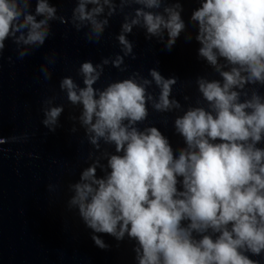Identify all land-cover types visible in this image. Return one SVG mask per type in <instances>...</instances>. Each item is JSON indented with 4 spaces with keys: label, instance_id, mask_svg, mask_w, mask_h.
I'll return each mask as SVG.
<instances>
[{
    "label": "clouds",
    "instance_id": "obj_1",
    "mask_svg": "<svg viewBox=\"0 0 264 264\" xmlns=\"http://www.w3.org/2000/svg\"><path fill=\"white\" fill-rule=\"evenodd\" d=\"M32 2L0 0V56L9 38L16 45L45 44L57 8L35 0L33 13ZM195 2L199 6L189 21L197 55L219 78H196L194 104L185 108L172 98L177 78H166L156 68L149 69L150 80L134 71L96 87L108 58L80 64L83 86L71 76L61 79L60 90L80 110L70 119L78 120L93 147L92 162L68 185L67 206L92 231L98 248L110 247L100 234L134 241L136 264H259L252 257L264 256V0ZM105 8V18L99 19ZM125 8L132 9L131 18ZM119 10L124 13L117 36L123 55L111 63L121 72L127 71L121 67L125 57L135 59L126 35L134 26L168 51L181 33L187 32L186 41L193 38L182 17L183 0H119ZM116 12V0H75L72 23L77 31L90 28L87 39L98 42ZM18 53L24 57L29 51ZM42 71L51 78L48 67ZM153 82L158 96L148 90ZM190 99L184 96L185 102ZM54 100H45L43 109L42 123L51 132L64 112ZM149 103L158 113L183 109L173 120L182 145L174 148L158 127L145 125ZM18 139L0 136V145ZM102 144L114 151H101Z\"/></svg>",
    "mask_w": 264,
    "mask_h": 264
}]
</instances>
